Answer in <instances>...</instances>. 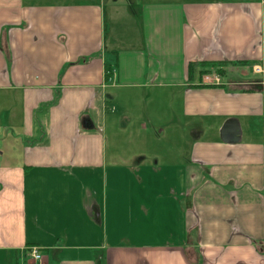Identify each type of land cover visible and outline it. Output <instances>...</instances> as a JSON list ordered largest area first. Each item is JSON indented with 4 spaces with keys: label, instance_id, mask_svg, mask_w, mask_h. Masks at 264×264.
<instances>
[{
    "label": "crops",
    "instance_id": "obj_1",
    "mask_svg": "<svg viewBox=\"0 0 264 264\" xmlns=\"http://www.w3.org/2000/svg\"><path fill=\"white\" fill-rule=\"evenodd\" d=\"M0 264H264L262 0H0Z\"/></svg>",
    "mask_w": 264,
    "mask_h": 264
},
{
    "label": "built area",
    "instance_id": "obj_2",
    "mask_svg": "<svg viewBox=\"0 0 264 264\" xmlns=\"http://www.w3.org/2000/svg\"><path fill=\"white\" fill-rule=\"evenodd\" d=\"M262 3L264 5V0H262ZM252 70H253L254 74L262 75L263 74V65L262 64H256L252 67ZM203 78L205 79V81H208V79H209V77H207V76H204ZM212 80L213 79L210 80L211 83H214V84L220 83L219 78L214 79V81H212ZM29 253H30L31 259H33L34 261H40L41 260L42 256L40 255L38 249L32 247L31 249H29Z\"/></svg>",
    "mask_w": 264,
    "mask_h": 264
},
{
    "label": "water",
    "instance_id": "obj_3",
    "mask_svg": "<svg viewBox=\"0 0 264 264\" xmlns=\"http://www.w3.org/2000/svg\"><path fill=\"white\" fill-rule=\"evenodd\" d=\"M223 136L225 140L236 141L237 136H239V130L237 126H235L231 122L227 123L226 126L224 127Z\"/></svg>",
    "mask_w": 264,
    "mask_h": 264
},
{
    "label": "rangeland",
    "instance_id": "obj_4",
    "mask_svg": "<svg viewBox=\"0 0 264 264\" xmlns=\"http://www.w3.org/2000/svg\"><path fill=\"white\" fill-rule=\"evenodd\" d=\"M191 1H193V0H191ZM194 1H205V0H194ZM213 70H214V72H210V74L209 73H205V74H208V75H205V74H203V75H205V76H207V77H209V79H213L212 81H214V79H216V78H219V76L215 73V70L217 69V66H215V67H211ZM248 72V77H250V78H262V76H263V74L262 75H257V77L255 76V75H253L249 70L247 71ZM238 74V72L237 71H235V75H237ZM202 75V76H203ZM220 79V78H219ZM108 91V90H107ZM152 141H154V145L155 146H160V147H164V145H165V143L164 142H157L156 140H155V138H152Z\"/></svg>",
    "mask_w": 264,
    "mask_h": 264
},
{
    "label": "trees",
    "instance_id": "obj_5",
    "mask_svg": "<svg viewBox=\"0 0 264 264\" xmlns=\"http://www.w3.org/2000/svg\"><path fill=\"white\" fill-rule=\"evenodd\" d=\"M201 66H207L206 64H202ZM210 66H212V67H215L214 65H210ZM219 66V65H218ZM217 66V69L215 70V73L219 76V77H221L222 76V69H220V67H218ZM205 73H210V71H208V70H206V71H201V73H200V76H202L203 74H205ZM108 77H110V69H107L106 70V72H105V78H108Z\"/></svg>",
    "mask_w": 264,
    "mask_h": 264
}]
</instances>
